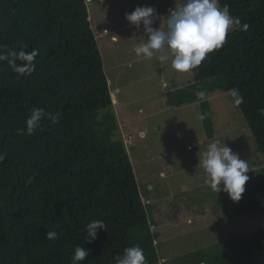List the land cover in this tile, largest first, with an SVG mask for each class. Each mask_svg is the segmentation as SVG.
<instances>
[{"label": "trees", "instance_id": "16d2710c", "mask_svg": "<svg viewBox=\"0 0 264 264\" xmlns=\"http://www.w3.org/2000/svg\"><path fill=\"white\" fill-rule=\"evenodd\" d=\"M86 1L0 0V51L38 50L30 75L0 62V264H71L77 246L88 250L83 264H115L116 256L137 244L148 264L159 262V235L117 136ZM224 5L248 30L230 32L223 48L196 68L199 83L191 86L213 79L216 88L209 92L237 87L244 97L237 108L264 157V0H219ZM196 100L195 93L187 94L174 104ZM200 102L207 110V102ZM34 107L59 119H44L34 135H22ZM261 174L234 202L233 214L264 208V167ZM97 219L107 228L89 242L86 225ZM48 231L58 238L47 240ZM171 263L264 264V227Z\"/></svg>", "mask_w": 264, "mask_h": 264}, {"label": "rangeland", "instance_id": "374dc122", "mask_svg": "<svg viewBox=\"0 0 264 264\" xmlns=\"http://www.w3.org/2000/svg\"><path fill=\"white\" fill-rule=\"evenodd\" d=\"M184 0H88L89 22L103 59L116 121L117 136L124 141L143 202L157 232L158 264L186 253L235 238L264 227V208L235 215L226 192L215 193L198 165L207 145L225 143L250 169L246 191L262 180L264 157L257 151L250 126L233 98L217 81L199 88L189 73H180L135 54L147 39L143 25L136 28L125 18L138 6H151L158 28ZM108 28L109 33L103 30ZM113 36L117 41H113ZM199 83V82H197ZM204 90L208 109L200 101L174 104L175 98ZM177 91V92H176ZM176 92V93H175ZM207 108V107H206ZM205 113L207 115H205ZM198 114L204 119H198Z\"/></svg>", "mask_w": 264, "mask_h": 264}, {"label": "clouds", "instance_id": "9594fccd", "mask_svg": "<svg viewBox=\"0 0 264 264\" xmlns=\"http://www.w3.org/2000/svg\"><path fill=\"white\" fill-rule=\"evenodd\" d=\"M218 3L219 0H184L158 28L152 27L157 16L154 7L138 6L131 13H125L131 25L136 28L143 25L147 34V39L135 47V54L148 60L155 59L161 66H167L171 61L172 69L194 77L193 69L201 66L210 53L222 49L230 32L247 31L249 27L246 23L242 24L240 18L232 16L227 5L221 8ZM37 55V49L31 52L24 49L0 51V62L6 61L12 71L19 75H30L35 70ZM230 92L234 106L239 107L244 101L243 95L237 87ZM196 96L200 101L207 99L204 90L197 91ZM197 118L203 120L204 116L198 114ZM44 119H51L55 123L59 116L46 114L42 108H32L25 122L26 128L21 129L20 133L34 135L42 127ZM198 165L206 174V184L211 191L226 192L233 202L241 200L249 180L247 172L250 167L246 160L225 143L214 140L199 156ZM106 228L103 220H92L86 225L84 239L91 242L96 238L98 229ZM57 238L55 231H48L47 240ZM87 256L88 250L77 246L71 264H83ZM114 260L115 264H148L144 250L138 244L126 247L123 254Z\"/></svg>", "mask_w": 264, "mask_h": 264}, {"label": "crops", "instance_id": "0c3cea01", "mask_svg": "<svg viewBox=\"0 0 264 264\" xmlns=\"http://www.w3.org/2000/svg\"><path fill=\"white\" fill-rule=\"evenodd\" d=\"M103 32L106 34V33H109L110 31L108 30V28L106 27ZM113 41H117V37L116 36H113L112 38Z\"/></svg>", "mask_w": 264, "mask_h": 264}]
</instances>
